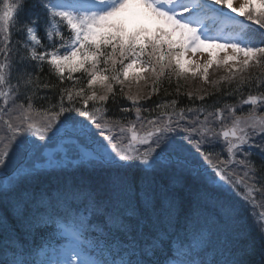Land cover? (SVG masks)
<instances>
[{
	"label": "snow or ice",
	"instance_id": "6c2138e0",
	"mask_svg": "<svg viewBox=\"0 0 264 264\" xmlns=\"http://www.w3.org/2000/svg\"><path fill=\"white\" fill-rule=\"evenodd\" d=\"M29 2L0 0V264H33L25 238L61 212L81 209L88 214L82 223L99 233L97 247L113 258L79 264H264V211L255 212L256 193L264 202V0H241L239 7L234 0H31L38 11L22 15ZM209 17L219 25L214 32ZM204 53L207 60L197 58ZM44 65L60 84L69 79L73 86L37 108L39 89L56 87L40 83ZM213 65L227 73L213 87L238 81L239 92L255 79L256 94L240 100L247 112L238 115L236 105L178 107L177 99L154 108L141 103L165 80L176 81L177 96L181 80L209 83ZM253 67L260 69L255 78L246 75ZM77 72L83 84L73 78ZM117 86L131 105L120 112L135 120L107 116ZM65 139L77 150L69 166L88 173L51 187L34 161ZM199 158L220 187L189 188L181 200L174 189ZM241 207L259 237V261L252 245L241 243ZM181 232L185 258L173 260Z\"/></svg>",
	"mask_w": 264,
	"mask_h": 264
},
{
	"label": "trees",
	"instance_id": "16d2710c",
	"mask_svg": "<svg viewBox=\"0 0 264 264\" xmlns=\"http://www.w3.org/2000/svg\"><path fill=\"white\" fill-rule=\"evenodd\" d=\"M38 11L37 9H34L31 5V0L28 5H26L24 14H33L34 12ZM255 27V26H253ZM68 32L65 30V35H67ZM40 37L44 36L43 30L39 33ZM15 39V37H13ZM43 43L45 45L48 44L47 40H44ZM38 51H41L43 49H37ZM260 73V69L253 67L249 70V73L246 75H251L253 78L258 76ZM227 75L226 72L221 71V67L217 68L215 65L209 70V83L205 84L203 83L198 77L197 78H189L187 80H181L180 81V95L177 96L176 88L177 83L173 79L171 84L168 83L167 80H165L162 85L159 86V93L156 95H152L151 99H145L142 100L141 103L146 108H154L155 105L158 102L162 101H170L172 99H177L178 101V107H201L204 106L207 108V111H214L215 107L224 108L225 105H236V112L239 115L241 111L247 112L250 108L248 105H241L240 100L241 97L247 98V95L251 91L252 94H256L255 89V79H253V84L249 86L248 84H245L239 92H235L237 83H221L218 84L216 87L212 86V81H217L220 79V77ZM40 76V83H43L44 81L49 82L50 84L56 85L54 88L49 89H39L38 94L36 98L34 99V104L37 108L40 107H47L48 106V100H51L52 102H55L59 96V91L61 88L64 87H72L73 81L69 79H65L63 84H60L57 80V78L53 75H50L48 71V66L44 65V69L42 72L39 73ZM65 76H67V73H65ZM74 79H80V83L83 84L85 82L83 78V73L77 72L73 73ZM79 87V85H77ZM143 87V84H142ZM218 89V90H217ZM150 90V88H144V92L147 93ZM117 95L115 98H110L107 101L106 107L108 109L107 116L108 117H121V116H127L128 119H132L130 117V114H125L120 112L121 107H130V103L127 102L126 99L122 97V95L119 93V86L116 88ZM260 91H264V89H260ZM193 93V99L189 100L187 93ZM231 93V94H229ZM197 95H203L205 96L204 100H198L195 99ZM40 96H46L47 100H42L39 97ZM23 100V97H21ZM115 100V102H114ZM19 102V101H18ZM67 101H65L66 103ZM79 106V104H77ZM92 104L89 102V107H91ZM261 111H264V109H261ZM206 114V113H205ZM201 114L199 116V119L203 120L204 115ZM189 116L192 114L189 113ZM142 116L148 117V112H142ZM156 113H152V118H155ZM225 119L226 121L230 122V117H228L227 110L225 109ZM257 140L259 138L257 137ZM208 146H205V149H207ZM216 151H219V146L216 147ZM253 152L259 154L258 148H253ZM222 158H226V153L223 155ZM239 158V157H238ZM253 159L257 160V163H259V155L254 156ZM39 162H37V159L34 161V166H36L43 175L40 177L41 181H43L46 184H49L51 187H55L56 183L64 178L65 176H77V175H83L88 173L87 168H77L73 169L72 167L68 166H61L58 168L53 169H43L42 166L38 165ZM200 165H203L201 168ZM232 167H235L234 165ZM193 171L184 174L180 179L181 183L174 189L175 194L177 198L183 200L186 191L189 188H199V187H206L210 191H214L219 189L220 187V180L219 177L215 175V173L211 170L209 165L203 160V158H199L197 164L192 165ZM207 169V171H205ZM197 171L200 173L198 176L196 173ZM4 184V177L0 176V188L3 187ZM242 191V189H241ZM230 195L233 197L234 200H240V197L236 195V193H230ZM256 196V208L255 212L259 213L261 211H264V207H261V204L264 203L259 199V193L255 194ZM241 204H243V201H240ZM88 217V214L84 212L81 209V212L79 214L77 213H69L64 214L61 212L59 216H56L51 224L47 227H44L40 230H38L36 233H34L31 236H28L25 238V251L27 254V259L33 262V264H40L41 258L43 256H47L49 252L56 248L57 246L61 245L62 242L65 240L64 237H62L63 232V225L73 224L79 231V236L81 238V241L79 242V247L85 251L89 256H92L96 258V260L99 259H111L112 256L109 255V253L106 250H102L101 248L97 247L98 239H99V233L95 230L94 227L82 223L83 218ZM237 220L240 221L239 223V231L244 232L246 235L244 239L242 240L243 245H252L253 250L255 251V256L253 257L256 261L260 260V243H259V237L255 231V229L252 226V219L249 216V209L245 207H241L237 211ZM188 241L184 238V233H180V239L178 242L174 243L172 245V251H171V259L173 260H181L184 259V251L185 248L183 245H186ZM9 256H11V253H9ZM118 259V257H116ZM163 258V257H162Z\"/></svg>",
	"mask_w": 264,
	"mask_h": 264
},
{
	"label": "rangeland",
	"instance_id": "374dc122",
	"mask_svg": "<svg viewBox=\"0 0 264 264\" xmlns=\"http://www.w3.org/2000/svg\"><path fill=\"white\" fill-rule=\"evenodd\" d=\"M207 23L209 25V28L213 29V32L215 31L217 27H219V25H217L215 21L211 19V17L207 18ZM220 55L222 56L223 53H221ZM197 57L206 58L205 60H207L208 58L206 53L197 54ZM76 154L77 153L74 150L72 151L70 149L64 150L63 148H61L58 153H54L50 156L49 159L42 160V161L45 162V165L47 167L56 166L58 164L66 165L69 161H71L70 159H74V156ZM47 164H50V165H47ZM64 236L69 238L68 240L69 242L65 243V245L62 247L61 254L58 255L57 253H51V256L47 258V261H46L47 264H65L66 261L70 262V264H79V261L85 260V259L77 258L80 252L77 249L78 247H76V243L73 242V240H76V238H74L73 236V232L68 231L66 234H64Z\"/></svg>",
	"mask_w": 264,
	"mask_h": 264
},
{
	"label": "water",
	"instance_id": "95a60500",
	"mask_svg": "<svg viewBox=\"0 0 264 264\" xmlns=\"http://www.w3.org/2000/svg\"><path fill=\"white\" fill-rule=\"evenodd\" d=\"M51 152H52V150L47 149V151L45 152V154L46 155H49V154H51Z\"/></svg>",
	"mask_w": 264,
	"mask_h": 264
},
{
	"label": "crops",
	"instance_id": "0c3cea01",
	"mask_svg": "<svg viewBox=\"0 0 264 264\" xmlns=\"http://www.w3.org/2000/svg\"><path fill=\"white\" fill-rule=\"evenodd\" d=\"M236 7H239L237 4L235 5Z\"/></svg>",
	"mask_w": 264,
	"mask_h": 264
}]
</instances>
